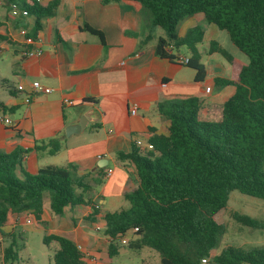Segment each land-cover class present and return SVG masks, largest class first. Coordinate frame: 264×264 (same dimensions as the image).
<instances>
[{
    "label": "trees",
    "instance_id": "obj_1",
    "mask_svg": "<svg viewBox=\"0 0 264 264\" xmlns=\"http://www.w3.org/2000/svg\"><path fill=\"white\" fill-rule=\"evenodd\" d=\"M121 1L139 3L150 14V30L159 27L164 31L165 38H158L155 45L157 56L172 60L173 54L166 51L169 44L187 49V66L195 70V81L203 80L205 74L197 49L204 29L196 25L178 37L177 26L188 16L201 13L206 23L225 31L246 63H234L218 48L232 63L234 78H216L215 82L217 86L233 85L234 93L223 103L207 104L204 110L195 96L158 104L160 127L149 128L152 149L142 151L133 144L130 152L121 154L133 162L136 177L123 190L129 206L103 216V233L113 239L108 255L117 253L120 235L137 228L136 237L127 245L153 249L160 264H264V246H227L218 253L213 251L226 231L215 215L226 206L229 193L237 190L264 199V0H101L103 4ZM11 2L34 19L33 36L58 5V0H5L8 9ZM83 27L104 43L99 30L86 23ZM55 34L58 37L56 30ZM4 86L8 91L14 89L8 81ZM12 111L0 102L1 113ZM61 147L58 137L33 145L36 152L48 155ZM27 151L0 152V235L10 237L1 253L9 262L17 261L15 234L2 229L11 227L17 214L28 213L44 226V192L49 194L50 213L60 215L65 207L81 203L76 189H88L86 176H77L71 163L46 165L34 174L22 172L19 176L20 161ZM232 218L264 229V220L238 213ZM52 241L58 244L52 264H86L71 240L54 233L43 235V244Z\"/></svg>",
    "mask_w": 264,
    "mask_h": 264
},
{
    "label": "crops",
    "instance_id": "obj_2",
    "mask_svg": "<svg viewBox=\"0 0 264 264\" xmlns=\"http://www.w3.org/2000/svg\"><path fill=\"white\" fill-rule=\"evenodd\" d=\"M85 23L103 34L104 43L84 29ZM196 25L204 29L197 49L202 42H209L208 58L204 61L200 54L205 71L201 81H195L193 68L155 54L156 42L165 38V33L159 27L150 30V14L137 2L58 0L55 14L42 21L36 36H33L32 16H12L6 3L0 4V52L9 46V79L0 73L3 83L0 85L8 81L14 88L8 91L2 86L0 102L13 108L9 115L15 123L14 127L0 123V152L29 150L21 158L19 176L22 172L34 174L46 165L71 163L77 176H86L84 183L88 186V189H76L77 195L81 193V203L65 207L60 215L50 213L49 194L44 193L40 239L41 254L47 264H52L49 257L58 249L55 241L53 246L52 242L43 244V235L50 233L68 238L81 247L83 255L94 256L96 262L92 264H105L102 258L110 257L102 232L95 231L94 226L105 224V213L129 206L123 190L127 182L134 181L136 169L121 154L130 152L137 139L142 141L139 148L147 150L144 144L149 143V128L158 129L161 124L158 104L195 96L204 110L207 104L223 103L234 93L233 85L217 86L215 82L216 78H234L232 63L218 52V48L222 49L219 40L226 37L223 30L206 23L203 15L197 13L180 21L178 37ZM150 31V39L141 44ZM37 37L43 38V53L26 56L24 52L30 50L31 41ZM211 42L214 45L210 46ZM234 47L231 46V53L236 58L229 54L232 60L246 63V57ZM170 53L189 57L185 47H173ZM34 80L52 91L34 93L26 103L25 93L15 90V86L21 83L28 89ZM205 87H210L209 92ZM63 99L72 104H64ZM134 104L137 108L131 113ZM84 117L86 121L81 129L66 136L65 128ZM52 137L62 140L57 153L48 155L34 150L37 141ZM26 215L17 214L15 223L3 228V232H13L14 238H22L17 225L26 231L37 224L33 219L26 224ZM116 243L115 255L125 246ZM13 262L4 261L0 251V264Z\"/></svg>",
    "mask_w": 264,
    "mask_h": 264
},
{
    "label": "rangeland",
    "instance_id": "obj_3",
    "mask_svg": "<svg viewBox=\"0 0 264 264\" xmlns=\"http://www.w3.org/2000/svg\"><path fill=\"white\" fill-rule=\"evenodd\" d=\"M222 32L226 37L220 39L218 45L228 54H231L232 57H235L234 53H231L232 45L227 33L225 31ZM208 48V41H204L198 45V50L204 61L208 58L206 53ZM236 50L238 49L236 48ZM235 58H233L234 63L239 61H235ZM0 73L6 75L9 79V46L0 52ZM0 84H3L2 81H0ZM2 86L0 85V88ZM44 193L45 196L48 194V192ZM233 213L245 214L257 220H264V199L246 195L237 190H232L229 193L226 206L215 215V220L218 223H222L226 231L213 251L218 253L227 246H241L244 248L263 247L264 229L252 228L237 222L232 218ZM40 228L39 224H33L26 231H22V225L16 226L22 238H15L17 261H14L13 264H47V259L43 258L41 254L42 243L40 238L43 232ZM8 244L9 236L2 237L0 240V251L2 252V249L8 246ZM53 244L55 243L52 242V246ZM49 254H52L51 250H49ZM49 259L52 263V255ZM102 261L105 264H160L159 254L153 249L149 247L132 248L128 245L123 246V251L115 256L103 257Z\"/></svg>",
    "mask_w": 264,
    "mask_h": 264
},
{
    "label": "built area",
    "instance_id": "obj_4",
    "mask_svg": "<svg viewBox=\"0 0 264 264\" xmlns=\"http://www.w3.org/2000/svg\"><path fill=\"white\" fill-rule=\"evenodd\" d=\"M3 2H5V0H0V4H2ZM9 11H10L12 16H16V15L27 16L28 15V13L25 10L21 9L20 6L18 5V3H16V2H11L9 4ZM42 45H43V38L37 37L36 39L31 41L30 50L25 51L24 54L26 56H28V57L39 56V55H41L43 53ZM172 50H173V46H172V44H169L166 47V51L171 52ZM172 60L175 61L178 64L187 65L188 62H189V57H185V56H183L180 53H173V59ZM15 89L17 91H19V92H24L25 93L24 101L26 103L30 102L31 97H32V95L34 93H38V92L50 93L52 91V88L43 85L38 80L32 81L30 83L28 89H26L25 86L23 84H21V83H18L15 86ZM209 90H210V87H205V91L206 92H209ZM63 103L64 104H72V101H69L67 99H63ZM136 108H137V106H136V104H134L131 107L130 112L134 113ZM0 123H2L3 125H5L7 127H14L15 126V123H14L13 119L10 117V115L8 113H1L0 112ZM135 145L138 146V147H141L142 146V141L140 139H137L135 141ZM144 147L146 149H152V145L149 144V143L144 144ZM94 207L97 208L98 205L96 204ZM25 214H27V215L25 216L24 221H25L26 224H30L32 222V217L28 213H25ZM103 229H104V225L103 224H99L98 223V224H95V226H94V230L95 231H97V232L101 231L102 232L104 242H106L107 244H110L113 239L109 235L104 234L103 233ZM136 230H137V228H134L133 230H130V231H128L127 233H125L123 235H120L117 238V241H119V243L122 244V245H127L129 240L132 239L130 236L135 237L134 232ZM77 248L79 250L81 249L80 246H77ZM84 255L82 254V258H84L86 262H88L90 264L96 262V259H95L94 256H91V255H85L84 256ZM202 261L204 262L205 260L202 259Z\"/></svg>",
    "mask_w": 264,
    "mask_h": 264
},
{
    "label": "water",
    "instance_id": "obj_5",
    "mask_svg": "<svg viewBox=\"0 0 264 264\" xmlns=\"http://www.w3.org/2000/svg\"><path fill=\"white\" fill-rule=\"evenodd\" d=\"M86 121V117L82 118L78 123L76 124H72V125H68L65 128V135L69 136L77 131H79L81 129V127L85 124Z\"/></svg>",
    "mask_w": 264,
    "mask_h": 264
}]
</instances>
